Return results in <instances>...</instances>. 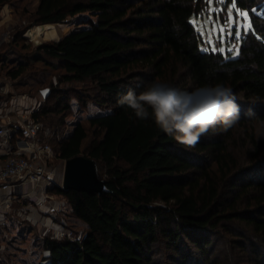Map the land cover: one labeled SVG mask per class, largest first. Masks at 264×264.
<instances>
[{"label": "trees", "instance_id": "trees-1", "mask_svg": "<svg viewBox=\"0 0 264 264\" xmlns=\"http://www.w3.org/2000/svg\"><path fill=\"white\" fill-rule=\"evenodd\" d=\"M11 1L0 0V10ZM212 3L211 24L217 12L223 24L227 7ZM258 3L237 0V7L248 11L264 38V21L250 12ZM210 10L206 0H39L31 23L0 42L1 63L14 54L21 58L6 72L11 80L51 74L47 98L31 113L43 126L39 141L50 143L63 161L91 158L107 188H48L85 231L76 241L45 233L38 264H264L259 122L242 118L189 150L117 104L120 94L139 93L152 82L188 91L223 83L237 95L241 113L252 108L264 120V43L249 35L237 58L224 59L221 41L213 52L207 36L189 23L211 16ZM43 24L67 29L56 41L26 43V31ZM228 41L226 28L227 47ZM84 123L92 128L88 143ZM20 224L11 212L0 220L8 234Z\"/></svg>", "mask_w": 264, "mask_h": 264}, {"label": "rangeland", "instance_id": "rangeland-1", "mask_svg": "<svg viewBox=\"0 0 264 264\" xmlns=\"http://www.w3.org/2000/svg\"><path fill=\"white\" fill-rule=\"evenodd\" d=\"M39 0H12L10 4L3 6L0 10V42L6 40L10 34H12L14 28L21 27L24 25H29L31 23V15L35 12L36 7L38 5ZM222 9L221 5L217 4ZM215 6L211 3V10L209 14L212 16V11L214 10ZM223 17V15H222ZM202 18L205 20L208 19L204 15L198 16L196 20H199L198 24H194L196 29L203 27V39L205 40L206 33L212 31V24L217 23L213 22L208 23L207 25L202 24ZM250 18V17H249ZM233 19H237L236 13L233 12ZM241 22H243V18L241 17ZM205 24V23H204ZM223 26L220 22L217 23L216 31L213 33L216 41H211L210 45L214 48L215 43L220 41V32L219 28ZM233 25V29H234ZM40 28V37L35 38L33 37V30ZM226 28L223 34V43L220 47H223L225 51L230 46L225 45L226 39ZM67 25L65 24H43V25H34L26 31V43L30 42L34 45L40 44L43 41H56L58 40L63 33L66 31ZM243 33V29H241ZM232 46V45H231ZM240 47V42L233 47V51H235V47ZM21 58H19L16 54L12 55L11 57L5 59L4 62L0 63V79L5 81L8 85V89L10 90V95L14 96L15 98H21L23 100H28L31 102L32 108L33 104L37 103L38 107L30 111L29 113L18 114L23 116L24 118H31V113L36 111L42 101L44 100L41 94V90L46 89L48 83L51 80V74L44 76L39 75V77H31L30 74H27L16 81H12L9 77L5 76L8 69L12 66L17 64ZM38 68H44L41 63H35ZM5 78V79H4ZM2 94H0L1 96ZM3 96V95H2ZM11 97V96H9ZM31 110V109H30ZM39 124H41L39 122ZM87 131L88 137L85 143H88L92 137V128L87 124L84 123ZM41 131H43V126L41 124ZM40 131V132H41ZM45 135L47 131H45ZM37 141L39 144H48L52 151V158L50 162V169L54 171V178L52 182H50V187L54 185H62L63 175H64V163L65 161L59 159L52 149V145L48 143L46 140L43 142L39 141V135L37 137ZM53 194V193H52ZM55 200V205L57 207L56 213L58 223H63L66 228L72 232L76 239L72 240H80L83 237L85 231V224L78 219L74 218L70 215L69 209L66 206L65 200L60 197L59 195L53 194L49 195ZM45 221L42 220L40 228L29 229V227L22 229L21 226L26 224L25 222L21 223L20 227L15 233L8 234L1 226L0 230H3V233L0 231V264H38L41 260L42 252H43V235L50 234L51 237H56L53 233H48L43 226H41ZM57 238V237H56Z\"/></svg>", "mask_w": 264, "mask_h": 264}, {"label": "clouds", "instance_id": "clouds-1", "mask_svg": "<svg viewBox=\"0 0 264 264\" xmlns=\"http://www.w3.org/2000/svg\"><path fill=\"white\" fill-rule=\"evenodd\" d=\"M225 71L231 74V69ZM237 100L232 88L223 83L188 91L152 82L139 93L130 88L120 94L117 104L131 109L139 120L153 121L160 132L190 150L204 136L229 132L242 118L253 125L259 122L256 135L264 138V120L252 108L241 113Z\"/></svg>", "mask_w": 264, "mask_h": 264}, {"label": "built area", "instance_id": "built-area-1", "mask_svg": "<svg viewBox=\"0 0 264 264\" xmlns=\"http://www.w3.org/2000/svg\"><path fill=\"white\" fill-rule=\"evenodd\" d=\"M194 21L199 23V20ZM202 22H204L203 18ZM34 32L35 29L32 33ZM206 36L209 39V33H206ZM34 37L38 38L40 34ZM9 93L7 83L0 79V94ZM21 115H17V132L30 143V148L26 154L10 153L0 167V191L12 190L13 192L11 196L0 199V220L4 214L13 210L15 200L26 199L45 211L46 219L42 226L48 233L55 234L57 238L76 239L62 222L58 223L55 200L44 193V184L52 182L54 171L49 166L52 158L51 148L48 144H39L37 141L41 124ZM11 135L7 128L0 127V137L7 139Z\"/></svg>", "mask_w": 264, "mask_h": 264}, {"label": "crops", "instance_id": "crops-1", "mask_svg": "<svg viewBox=\"0 0 264 264\" xmlns=\"http://www.w3.org/2000/svg\"><path fill=\"white\" fill-rule=\"evenodd\" d=\"M7 59V58H5ZM5 61V60H4ZM1 63V62H0ZM17 80V79H16ZM12 80V81H16ZM11 96V97H9ZM31 102L28 100H23L21 98H15L10 94L0 96V127L7 128L11 134H14L18 131V114L29 113L35 107L37 108L38 104L34 103L33 108ZM31 109V110H30ZM30 148V143L20 135V133L14 137L13 142H11L10 137L5 139L0 137V167L4 164L7 156L10 153H22L26 154ZM50 184H44V193L45 195H53L48 192ZM12 190H7L5 192L0 191V199L9 197L12 195ZM11 213L18 218L22 223H26L21 226L22 229L29 227L32 229L40 228L41 221L46 219L45 211L41 210L36 206V204L30 200L26 199H17L14 202L13 210ZM58 215V214H57ZM42 226V225H41ZM3 233V230H0Z\"/></svg>", "mask_w": 264, "mask_h": 264}, {"label": "snow or ice", "instance_id": "snow-or-ice-1", "mask_svg": "<svg viewBox=\"0 0 264 264\" xmlns=\"http://www.w3.org/2000/svg\"><path fill=\"white\" fill-rule=\"evenodd\" d=\"M207 4H211L212 0H206ZM217 4L225 5L227 7V12L223 17V26L219 28L220 32V41L223 43V34L225 32V27H227V35L229 37V47L227 49L228 55L224 56V59H235L237 58L241 52L240 48L237 46L235 47V51H233V41L241 42L244 39H246L249 35L254 36L256 39L260 40L261 43H264V38H261L259 35H257L256 30L254 28V25L252 21L249 18L248 11L242 12L239 7H237V0H231V4H227V0H216ZM233 9L236 11L237 19H233ZM259 9V10H258ZM250 12L253 17L259 18L261 21H264V0H259V3L256 7H252L250 9ZM243 18V22H241L240 18ZM221 19L220 12H217L216 21L217 23ZM211 16L208 17L207 20H205V25L208 23H211ZM190 24H195L196 21L192 20L189 21ZM217 23L212 24V31L209 32V42H211L212 34L216 31ZM233 25L234 27V35H233ZM243 29V33L241 31ZM200 31V34L203 35V27L197 29ZM203 51H207V48L202 49ZM213 52L216 51V48L212 49ZM225 49L223 47L219 48V53L224 54Z\"/></svg>", "mask_w": 264, "mask_h": 264}, {"label": "water", "instance_id": "water-1", "mask_svg": "<svg viewBox=\"0 0 264 264\" xmlns=\"http://www.w3.org/2000/svg\"><path fill=\"white\" fill-rule=\"evenodd\" d=\"M43 99L49 94V89L41 90ZM61 188L65 191L106 192L107 188L97 176L96 166L91 158L83 155L75 156L64 163V175Z\"/></svg>", "mask_w": 264, "mask_h": 264}, {"label": "bare ground", "instance_id": "bare-ground-1", "mask_svg": "<svg viewBox=\"0 0 264 264\" xmlns=\"http://www.w3.org/2000/svg\"><path fill=\"white\" fill-rule=\"evenodd\" d=\"M40 32H41L40 28H37L36 31H35L34 34H33V37H34L35 35H37V34H40Z\"/></svg>", "mask_w": 264, "mask_h": 264}]
</instances>
